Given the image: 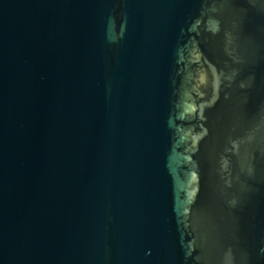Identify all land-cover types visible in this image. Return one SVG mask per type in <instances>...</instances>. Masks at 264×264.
<instances>
[{
  "label": "water",
  "instance_id": "water-1",
  "mask_svg": "<svg viewBox=\"0 0 264 264\" xmlns=\"http://www.w3.org/2000/svg\"><path fill=\"white\" fill-rule=\"evenodd\" d=\"M0 264H264V0H0Z\"/></svg>",
  "mask_w": 264,
  "mask_h": 264
}]
</instances>
